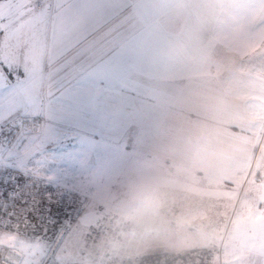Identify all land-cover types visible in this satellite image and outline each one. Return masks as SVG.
Here are the masks:
<instances>
[{
    "label": "crops",
    "instance_id": "crops-1",
    "mask_svg": "<svg viewBox=\"0 0 264 264\" xmlns=\"http://www.w3.org/2000/svg\"><path fill=\"white\" fill-rule=\"evenodd\" d=\"M47 6L46 40L0 38V118H42L45 145L109 151L111 160L123 154L133 173L135 161L148 169L150 161H167L163 145L180 120L176 113L193 120L206 112L207 130H214L216 114L234 134L264 128V0H48ZM11 27L17 25L5 30ZM22 28L30 33L27 24ZM246 144L253 142L245 138ZM195 150L196 159L207 160ZM240 205L249 211L234 229L230 221L233 257L264 242V197Z\"/></svg>",
    "mask_w": 264,
    "mask_h": 264
},
{
    "label": "rangeland",
    "instance_id": "rangeland-1",
    "mask_svg": "<svg viewBox=\"0 0 264 264\" xmlns=\"http://www.w3.org/2000/svg\"><path fill=\"white\" fill-rule=\"evenodd\" d=\"M47 3L0 0L1 40H46ZM27 12L32 14L24 15ZM15 24L5 30V25ZM174 115L180 120L166 134L162 155L167 161L161 165L150 161L149 169L146 161H135L133 173V162L123 154L111 160L109 151H73L65 141L45 145V122L31 113L14 123L9 117L3 119L9 114L1 116L0 127H9L0 129V170H15L55 190L70 191L84 209L69 229L0 230V248L19 256L21 264H141L148 254L181 255L193 250L213 251L212 264H264L263 241L240 254L237 250L235 257L228 247L236 241L230 239L234 232L229 228L234 229L235 221L249 211L241 202L264 197V128L249 130L252 134L246 136L218 122L220 114L212 121L214 130L205 128L206 112L193 120L186 113ZM24 118L42 120V133L6 145L7 134ZM210 131L212 138L206 135ZM245 138L253 145H243ZM124 147L114 148L123 152ZM195 149L207 154V160L204 154L196 159ZM154 164L160 169L155 170Z\"/></svg>",
    "mask_w": 264,
    "mask_h": 264
},
{
    "label": "built area",
    "instance_id": "built-area-1",
    "mask_svg": "<svg viewBox=\"0 0 264 264\" xmlns=\"http://www.w3.org/2000/svg\"><path fill=\"white\" fill-rule=\"evenodd\" d=\"M42 120L24 118L5 139L10 146L18 138L30 141L42 133ZM74 193L55 190L39 179H27L18 171L0 170V230L29 231L60 227L69 229L83 212ZM213 251L193 250L186 254L159 253L141 264H212ZM0 264H21L19 256L0 248Z\"/></svg>",
    "mask_w": 264,
    "mask_h": 264
},
{
    "label": "trees",
    "instance_id": "trees-1",
    "mask_svg": "<svg viewBox=\"0 0 264 264\" xmlns=\"http://www.w3.org/2000/svg\"><path fill=\"white\" fill-rule=\"evenodd\" d=\"M154 254H156V253H152V254L145 255V256H143V257L141 258L140 261L142 262L145 258H148L149 256L154 255Z\"/></svg>",
    "mask_w": 264,
    "mask_h": 264
}]
</instances>
